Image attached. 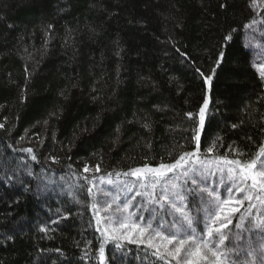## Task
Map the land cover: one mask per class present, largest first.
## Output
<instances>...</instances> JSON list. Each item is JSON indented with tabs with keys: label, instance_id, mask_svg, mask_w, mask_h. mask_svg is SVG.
Wrapping results in <instances>:
<instances>
[{
	"label": "trees",
	"instance_id": "1",
	"mask_svg": "<svg viewBox=\"0 0 264 264\" xmlns=\"http://www.w3.org/2000/svg\"><path fill=\"white\" fill-rule=\"evenodd\" d=\"M221 2L229 7L220 9ZM233 28L234 42L223 49L227 62L214 80L207 136L219 138L213 156L233 158L244 149L237 158L245 159L249 147L264 142V87L256 72L264 55V0H0V123L5 125L0 129V156L4 141H15L17 147L42 142L35 148L42 159L62 157L59 165L48 161L56 173L48 177L54 182L50 187L63 185L62 195L48 197L51 213L45 214L32 198L14 206V215L24 221L17 231L24 235L15 243L0 240V264H65L60 253L39 251L57 248L73 257L72 264H84L75 243L91 240L94 249L97 233L88 223L87 184L73 172L100 163V173L83 175L106 176L113 169L172 162L190 150L193 121L186 113L197 116L204 93L202 81L175 48L208 72L224 43L221 37ZM242 44L253 46L249 62L241 55ZM93 96L99 99L93 101ZM97 113L103 122L93 130ZM145 123L151 125L150 132ZM85 127L90 134L75 141L69 152L64 145L72 140L73 130L79 133ZM117 138L119 143H114ZM207 144L202 140V156ZM229 145L233 151H225ZM56 203L73 210V217L62 221L56 232L36 231L47 215H55ZM9 210L0 203V218ZM0 229L13 230L2 220Z\"/></svg>",
	"mask_w": 264,
	"mask_h": 264
},
{
	"label": "snow or ice",
	"instance_id": "2",
	"mask_svg": "<svg viewBox=\"0 0 264 264\" xmlns=\"http://www.w3.org/2000/svg\"><path fill=\"white\" fill-rule=\"evenodd\" d=\"M228 7L227 3H219L220 9ZM236 31L233 28L221 37L224 43L208 72L197 66L187 52L181 51L180 47L175 48L202 81L204 93L197 116L193 117L192 112L186 113L193 121L190 150L183 151L172 162H160L156 166L144 163L120 171L113 169L106 176L83 175L100 173V163L85 164L79 172H73L74 176H82L87 184L85 191L91 197L92 215L88 223L97 233L94 249L91 240L75 243L81 252L78 259L84 264H255L253 257L258 264H264V142L255 149L249 147V155L245 159L237 158L244 154V149L238 150L233 158H228L223 154L212 155L219 138L210 139L207 136L208 112L215 103L214 80L219 79L217 70L222 71L221 65L227 62L223 49L234 42ZM241 55L245 62L252 59V50L248 45H241ZM256 72L264 87V55L256 63ZM60 95L65 101L68 99L63 91ZM98 99V96L92 97L93 101ZM50 115L59 119L56 112ZM93 119L94 130L96 123L103 122L101 113ZM4 127L0 123V129ZM143 127L151 131L150 124L145 123ZM115 131L120 133L121 129L117 127ZM85 134H90L87 127L80 129L79 133L74 129L72 140L64 147L70 152L75 141ZM52 139L56 140L55 133ZM204 139L208 140L207 155L202 156ZM114 143H119V138ZM86 144L85 140L80 146ZM4 147L5 152L0 156V171L4 173V180L0 181V203L10 210L0 220L13 230L0 229V240L7 244L15 243L18 235H24L23 231H17L24 221L14 215V206L32 198L40 202L45 214L51 213L53 209L47 203L48 197L53 193L62 195L63 185L50 187L54 182L48 177L56 173L48 161L59 165L62 157L57 155L42 159L35 150L42 147V142L38 146L17 147L15 141H4ZM146 147L151 149V142ZM225 151H233L232 146L229 145ZM67 167L72 169L73 165L69 163ZM97 196L100 198L97 199ZM73 215V210H65L56 203L55 215H47V219L41 222L43 226L36 225V231L45 235L56 232L61 222ZM39 251H55L64 257L65 264L73 262V257L60 248Z\"/></svg>",
	"mask_w": 264,
	"mask_h": 264
},
{
	"label": "rangeland",
	"instance_id": "3",
	"mask_svg": "<svg viewBox=\"0 0 264 264\" xmlns=\"http://www.w3.org/2000/svg\"><path fill=\"white\" fill-rule=\"evenodd\" d=\"M249 47L252 49V45H249ZM102 187H108L107 185H102ZM253 259V261H255V264H258V261L256 260V258L255 257H253L252 258Z\"/></svg>",
	"mask_w": 264,
	"mask_h": 264
}]
</instances>
